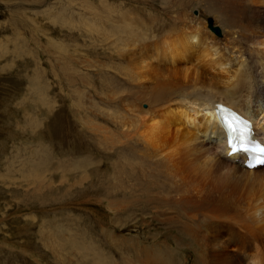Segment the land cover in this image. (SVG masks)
Segmentation results:
<instances>
[{
    "label": "rangeland",
    "instance_id": "374dc122",
    "mask_svg": "<svg viewBox=\"0 0 264 264\" xmlns=\"http://www.w3.org/2000/svg\"><path fill=\"white\" fill-rule=\"evenodd\" d=\"M216 3L0 0V264L143 263L151 242H137L131 217L146 208L138 194L175 193L181 181L140 152L122 126L120 96L138 84L123 73L122 56L131 51L116 27L132 23L144 33L141 43L151 44L183 10L219 27L220 35L213 32L223 38L232 19L215 14ZM155 204L150 213L172 214ZM149 220L141 234L159 229Z\"/></svg>",
    "mask_w": 264,
    "mask_h": 264
},
{
    "label": "bare ground",
    "instance_id": "6f19581e",
    "mask_svg": "<svg viewBox=\"0 0 264 264\" xmlns=\"http://www.w3.org/2000/svg\"><path fill=\"white\" fill-rule=\"evenodd\" d=\"M215 1V14L232 19L223 38L183 10L151 44L141 43L144 33L132 23L116 27L124 52L131 51L121 55L128 64L123 73L138 84L131 94L121 91L122 126L142 144L140 152L164 162L181 181L175 193L163 184L159 196L147 189L138 194L146 196V208L135 205L129 216L140 227L137 242H151L139 259L145 264H264V165L249 168L247 157L229 154L216 111L221 103L253 120L264 144V0ZM244 8L250 17H239ZM155 202L175 215L150 213ZM149 219L159 229L141 234Z\"/></svg>",
    "mask_w": 264,
    "mask_h": 264
},
{
    "label": "snow or ice",
    "instance_id": "6c2138e0",
    "mask_svg": "<svg viewBox=\"0 0 264 264\" xmlns=\"http://www.w3.org/2000/svg\"><path fill=\"white\" fill-rule=\"evenodd\" d=\"M221 117L225 128L228 130V144L231 148V153L236 154L239 152H256L259 153V155L256 157V163L264 164V147H252L254 141L250 122L241 118H237V122L243 126L239 131H237V129L233 127L232 121L223 116V113H221ZM233 140L236 142L233 143Z\"/></svg>",
    "mask_w": 264,
    "mask_h": 264
},
{
    "label": "water",
    "instance_id": "95a60500",
    "mask_svg": "<svg viewBox=\"0 0 264 264\" xmlns=\"http://www.w3.org/2000/svg\"><path fill=\"white\" fill-rule=\"evenodd\" d=\"M212 29L217 33V34H221L220 28L219 27H212Z\"/></svg>",
    "mask_w": 264,
    "mask_h": 264
}]
</instances>
